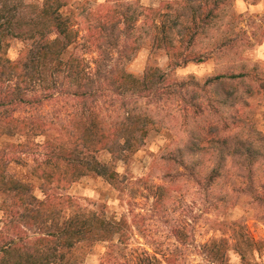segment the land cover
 <instances>
[{
  "label": "rangeland",
  "instance_id": "374dc122",
  "mask_svg": "<svg viewBox=\"0 0 264 264\" xmlns=\"http://www.w3.org/2000/svg\"><path fill=\"white\" fill-rule=\"evenodd\" d=\"M138 1L148 10L161 8V0ZM26 2L42 5L44 0ZM60 2L62 14L69 17V26L76 29L78 35L67 46L63 60L82 58L88 75L101 76L102 82L109 79L96 74L97 68L115 73L125 71L139 78L156 69L153 80L159 90L158 95L142 97L114 91L113 115L123 111L119 106L125 102L139 112L146 111L156 121L143 144L127 160L117 159L108 150L96 154L98 160L116 170L118 187L89 173L68 189L53 188V192L69 194L119 224L118 233L109 240L75 248L77 264H133L143 255L161 264H264V155L254 159L251 157L253 151L246 149L248 144L240 141L233 144L230 156L218 164L217 157L212 156L197 164L199 161L188 160L181 151L190 131L184 119L185 110L206 104L205 99L198 96L194 104L186 92L193 84H203L208 77L228 67L237 70L240 66L220 68L211 53L203 62L183 64V59L178 60L180 55L177 57L160 45L157 37L166 14L183 16L180 10L184 0H166L159 14L143 10L136 14L131 27L126 28L125 21L118 22L119 40L104 50L88 40L90 31L86 27L85 12L98 13L110 3H105L106 0ZM232 9L240 15L236 32L263 33L261 40L245 48L240 58L247 62L245 64H258V73L264 79V0H232ZM56 36L54 32L50 38ZM202 42L205 43L198 44L195 50L209 51L208 39ZM5 43V55L12 61L24 58L32 45L30 40L9 37H5ZM160 74L164 78L158 80ZM43 94L35 90L23 95V102L15 107L14 116L51 122L50 129L33 137L0 135V154L6 159L8 173L28 183L40 199L44 195L33 168L43 158L44 149L34 146L33 142L43 144L59 135L61 130L57 123L64 120L68 124L85 110L81 99L73 96L71 90L54 93L46 99L41 98ZM219 130L215 126L207 133L208 137L217 138L221 134ZM226 134L249 140L252 148L264 151L262 91L249 98L248 106L240 110L239 121L227 129ZM9 203V196L0 193V229L6 219L4 206Z\"/></svg>",
  "mask_w": 264,
  "mask_h": 264
},
{
  "label": "trees",
  "instance_id": "16d2710c",
  "mask_svg": "<svg viewBox=\"0 0 264 264\" xmlns=\"http://www.w3.org/2000/svg\"><path fill=\"white\" fill-rule=\"evenodd\" d=\"M184 2L180 10L183 16L166 14L157 37L160 45L180 55L178 60L183 59V64L203 62L212 54L220 68L240 67L236 66L237 70L228 67L208 77L203 84H191L193 88L189 92L186 88L194 102L198 96L205 99L206 104L185 110L184 119L190 131L182 146V155L199 161L197 164L210 156L217 157L218 164L230 156L233 144L240 141L248 144L246 149H251V157L256 159L264 155V151L252 148L249 140L226 134V130L239 121L240 110L248 106L252 95L264 93V79L258 73V64H245L247 62L240 58L245 48L261 40L263 33L236 32L240 15L234 13L232 0ZM105 3L110 4H105L98 13L85 12L86 27L90 31L88 40L101 50L117 44L118 22L125 21V27H131L136 14L148 10L138 0H106ZM164 4L166 0H161V8ZM61 7L60 0H44L42 5L26 0H0V135L33 137L53 125L38 118L14 116L15 107L28 92L42 91L45 94L41 98L46 99L54 93L71 90L85 107L82 114L75 117L77 119L69 120L68 124L64 120L57 123L61 130L59 135L43 144L33 142L34 146L44 149L43 158L33 168L40 179L43 198L36 197L28 183L8 173L6 159L0 154V193L10 198L9 205L4 206L6 219L0 229V264H77L75 248L109 240L118 233V222L108 220L103 212L81 204L69 194L53 192V188L68 189L89 173L118 187L116 170L98 160L96 154L108 150L117 159L127 160L156 123L146 111L139 112L125 102L119 106L123 111L114 115L111 108L116 103L112 100L114 91L126 96L158 95V86L153 80L156 69L139 78L125 71L115 73L97 68L96 74L109 79L102 82L101 76L88 75L82 58L63 60L64 51L78 35L77 30L69 26V17L62 14ZM161 8L148 11L159 14ZM54 32L58 36L50 38ZM5 37L32 42L24 58L12 61L6 57ZM204 38L208 39L210 50H195L198 44L205 43ZM157 78L161 80L164 75ZM215 126L218 130L221 127V134L216 133L217 138L208 137L207 133ZM133 264L161 263L143 255Z\"/></svg>",
  "mask_w": 264,
  "mask_h": 264
}]
</instances>
